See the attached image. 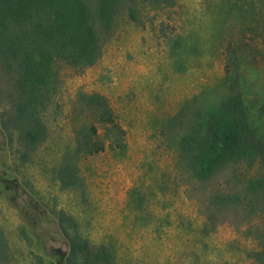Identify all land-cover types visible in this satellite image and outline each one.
<instances>
[{
  "label": "rangeland",
  "instance_id": "1",
  "mask_svg": "<svg viewBox=\"0 0 264 264\" xmlns=\"http://www.w3.org/2000/svg\"><path fill=\"white\" fill-rule=\"evenodd\" d=\"M99 30L90 63L56 62L34 151L0 128V264H65L63 220L111 256L89 264H261L264 155L200 178L183 140L237 95L264 142V0H122Z\"/></svg>",
  "mask_w": 264,
  "mask_h": 264
},
{
  "label": "trees",
  "instance_id": "2",
  "mask_svg": "<svg viewBox=\"0 0 264 264\" xmlns=\"http://www.w3.org/2000/svg\"><path fill=\"white\" fill-rule=\"evenodd\" d=\"M121 1L0 0V69L11 82L10 90L0 89V128L21 155L34 151L42 139L43 118L61 87L56 62L90 63L101 38L99 25L111 26ZM245 116L240 97L230 96L210 115L200 137L183 140V151L200 178L235 171L241 162L252 165L264 155V142L256 138ZM245 186L246 205L262 203L264 208V197L259 196L262 178H249ZM227 194H219V201L242 200L238 193L235 198ZM64 222L61 226L69 243L65 264L110 260L103 246L93 251ZM261 244L259 260L264 264V233Z\"/></svg>",
  "mask_w": 264,
  "mask_h": 264
}]
</instances>
